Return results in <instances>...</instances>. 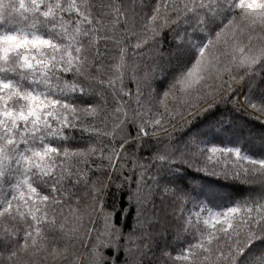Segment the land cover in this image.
Here are the masks:
<instances>
[{
	"label": "snow or ice",
	"instance_id": "snow-or-ice-1",
	"mask_svg": "<svg viewBox=\"0 0 264 264\" xmlns=\"http://www.w3.org/2000/svg\"><path fill=\"white\" fill-rule=\"evenodd\" d=\"M0 264H264V0H0Z\"/></svg>",
	"mask_w": 264,
	"mask_h": 264
}]
</instances>
